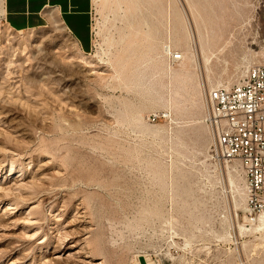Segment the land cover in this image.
Returning a JSON list of instances; mask_svg holds the SVG:
<instances>
[{"label":"rangeland","instance_id":"obj_1","mask_svg":"<svg viewBox=\"0 0 264 264\" xmlns=\"http://www.w3.org/2000/svg\"><path fill=\"white\" fill-rule=\"evenodd\" d=\"M91 1L74 36L51 12L13 30L0 0V264H264L206 121L264 66V0Z\"/></svg>","mask_w":264,"mask_h":264},{"label":"built area","instance_id":"obj_2","mask_svg":"<svg viewBox=\"0 0 264 264\" xmlns=\"http://www.w3.org/2000/svg\"><path fill=\"white\" fill-rule=\"evenodd\" d=\"M171 58L179 62L183 55ZM206 121L222 160L238 162L245 173L247 206L264 216V66L230 90H210Z\"/></svg>","mask_w":264,"mask_h":264},{"label":"crops","instance_id":"obj_3","mask_svg":"<svg viewBox=\"0 0 264 264\" xmlns=\"http://www.w3.org/2000/svg\"><path fill=\"white\" fill-rule=\"evenodd\" d=\"M4 16L10 28L25 31L39 28L46 13H55L74 35L77 24L90 27L91 0H3ZM75 36V35H74ZM76 40L80 43L78 38Z\"/></svg>","mask_w":264,"mask_h":264},{"label":"bare ground","instance_id":"obj_4","mask_svg":"<svg viewBox=\"0 0 264 264\" xmlns=\"http://www.w3.org/2000/svg\"><path fill=\"white\" fill-rule=\"evenodd\" d=\"M191 9V13L190 14H192V16H194V14H193V12H194V10L192 9V8H190ZM195 13V12H194ZM198 33H199V38H198V41H199V48L198 49H200V51H201V54H203V55H205V42H204V39H203V36L201 35V33H200V31H198ZM256 40V39H255ZM197 41V42H198ZM250 46L251 47H253V46H258V47H261V43L260 42H258V41H254V42H252V43H250ZM249 46V47H250ZM199 51V50H198ZM248 53V52H247ZM176 53H173L172 55H175ZM251 54H252V52H251ZM253 54H255V53H253ZM219 55H220V53H219ZM224 55V54H223ZM222 55V56H223ZM245 56H247V54H245ZM245 56L243 57V59L244 60H246L245 59ZM251 56V55H250ZM226 57V56H225ZM253 57V56H252ZM219 58V57H218ZM224 58V57H223ZM223 58H222V60H223ZM251 58V57H250ZM202 59H203V57H202ZM204 60H205V63H204V65H205V67H206V72L207 73H205V74H209V72H210V67L208 66V64H207V62H208V60L206 59V57L204 58ZM217 60V59H216ZM228 60V59H227ZM242 60V59H241ZM248 61V60H247ZM213 62V61H212ZM222 62V61H221ZM230 62V61H229ZM249 62V61H248ZM225 63V62H224ZM232 63V62H231ZM241 63H242V61H241ZM244 63V62H243ZM227 64V63H226ZM218 65V64H217ZM246 65H248L247 63H246ZM227 66V65H226ZM244 66H245V64H244ZM243 66V67H244ZM215 67V66H214ZM246 67V66H245ZM248 67V66H247ZM234 68V67H233ZM236 68V67H235ZM234 68V69H235ZM213 69V68H212ZM246 69V68H245ZM221 70H222V68H221ZM226 70V69H225ZM237 69H235V71H236ZM188 71H189V69H188ZM204 71H205V68H204ZM212 71V70H211ZM224 71V70H223ZM234 71V72H235ZM225 72V71H224ZM230 72V71H229ZM245 72V71H244ZM247 72H248V70H247ZM247 72H245V73H247ZM211 73H213V72H211ZM219 73H221L220 71H219ZM226 73H227V70H226ZM232 73H233V70H232ZM231 73V74H232ZM228 75H229V73H227ZM227 74H225V75H227ZM227 75V76H228ZM207 76H209V75H207ZM206 76V77H207ZM224 76V75H223ZM226 76V77H227ZM211 77V76H210ZM246 77V76H245ZM219 78H220V76H219ZM223 78V77H222ZM221 79V78H220ZM207 80H208V78H207ZM218 83H221V82H218ZM217 83V86L219 85ZM219 88V87H218ZM215 89H217V88H215ZM195 92V91H194ZM203 95V94H202ZM201 95V96H202ZM84 209V208H83ZM250 213H251V211H249ZM259 217V218H258ZM96 218V217H95ZM256 218H258V223H259V227H264V216H257Z\"/></svg>","mask_w":264,"mask_h":264}]
</instances>
